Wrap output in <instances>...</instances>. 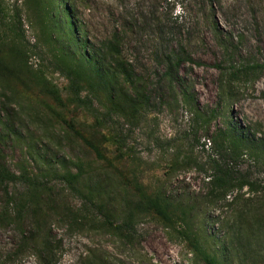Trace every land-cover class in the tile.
I'll return each instance as SVG.
<instances>
[{
  "label": "rangeland",
  "instance_id": "rangeland-1",
  "mask_svg": "<svg viewBox=\"0 0 264 264\" xmlns=\"http://www.w3.org/2000/svg\"><path fill=\"white\" fill-rule=\"evenodd\" d=\"M114 37L132 87L116 76L112 88L82 93L113 111L103 129L49 91L67 97L60 53L77 63L85 42L101 57ZM137 93L145 106L132 117ZM230 139L242 156L228 155ZM0 148L6 169L42 186L39 209L18 227L27 184L0 185V264H203L179 224L153 214L120 240L87 192L114 221L125 204L163 198L188 212L190 233L224 264H264V0H0ZM217 159L247 185L211 195ZM66 172L82 175V194L62 181Z\"/></svg>",
  "mask_w": 264,
  "mask_h": 264
},
{
  "label": "trees",
  "instance_id": "trees-1",
  "mask_svg": "<svg viewBox=\"0 0 264 264\" xmlns=\"http://www.w3.org/2000/svg\"><path fill=\"white\" fill-rule=\"evenodd\" d=\"M14 28V27H13ZM12 28V29H13ZM86 43L83 42L79 44L80 58L77 63H73L72 60L68 59V56L60 53L57 56V61H55V69L65 78L67 81L66 91L67 97L63 99L57 89L52 88L49 91L51 98L57 104V106L63 108L66 105L75 106L88 112L93 118V124L95 127L108 129L106 123L109 122L113 111L107 110L100 112L93 107L92 100L86 96L82 97L84 90L88 91L89 94H94L97 91L106 90L107 88H112L109 82L116 76H120L122 81L131 86L133 85L132 73L126 67L125 63L119 60V47L120 43L117 38H112L108 40L104 45V53H100L101 57H98L97 53H88L84 51ZM83 50V51H82ZM88 67L90 74L94 78L85 79V68ZM178 66V63H177ZM87 75V74H86ZM130 87V88H131ZM134 99L137 100L136 105L134 102L129 104L131 109L132 117H135L138 112V108H144V102L139 98V93ZM116 113V112H115ZM114 113V114H115ZM237 133V132H235ZM112 140L113 137H110ZM115 141V140H114ZM258 142L260 140L258 139ZM84 143L89 147L95 155L101 159V155L97 147L84 140ZM115 143L118 144L117 141ZM229 151L228 155L232 158H237L242 156L243 153H239L238 150L243 152V146L237 145L231 139L229 140ZM257 156V153H254ZM210 170L212 173L207 176V182L210 188L209 193L211 195H225L229 188H241L242 184L247 185L245 181H238L236 176L231 173L228 169L224 168L220 161L212 160L210 165ZM82 175L80 173H69L66 172L61 175L62 181L74 192L82 194L77 188ZM17 180H23L27 184L25 191L22 193L20 198H17L15 204V209L13 210L14 216L11 222L15 223L18 227L22 226L23 213L30 208L37 209L40 205L38 196L42 190V186L39 184V180L35 176H31L28 173H22L16 176L14 173L6 169L3 152L0 148V185L6 186L9 183H13ZM238 182H240L238 184ZM13 200L12 198H10ZM85 203L89 206L91 211H95V214L100 215L104 218L102 223L103 226L108 227L111 231L119 237L120 240L125 242H130V238L134 233V224L138 216L141 214H153L163 226L175 230L176 229L179 237L188 243L191 251L197 255L203 264H224L219 260L216 255L210 254L205 248H203L198 237L193 233H190L187 228V215L186 210L174 207L167 200L160 198L158 196H144L141 200L134 204H125L123 213L118 220L114 221L112 215L106 212V207L103 203L99 202L98 199L91 193L87 192L85 195ZM11 201L7 202V205ZM129 205H133L129 208ZM88 208V210H89ZM39 209V208H38ZM93 211V212H94ZM11 218V217H9ZM117 223V224H116Z\"/></svg>",
  "mask_w": 264,
  "mask_h": 264
}]
</instances>
